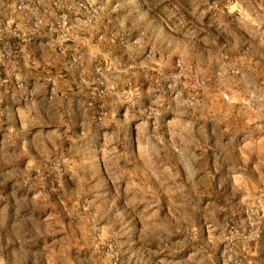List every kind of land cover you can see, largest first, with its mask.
Masks as SVG:
<instances>
[{
	"label": "rangeland",
	"instance_id": "1",
	"mask_svg": "<svg viewBox=\"0 0 264 264\" xmlns=\"http://www.w3.org/2000/svg\"><path fill=\"white\" fill-rule=\"evenodd\" d=\"M0 264H264V0H0Z\"/></svg>",
	"mask_w": 264,
	"mask_h": 264
},
{
	"label": "built area",
	"instance_id": "2",
	"mask_svg": "<svg viewBox=\"0 0 264 264\" xmlns=\"http://www.w3.org/2000/svg\"><path fill=\"white\" fill-rule=\"evenodd\" d=\"M76 5H77V7L84 8V5H83V3H82V2H77V3H76Z\"/></svg>",
	"mask_w": 264,
	"mask_h": 264
}]
</instances>
